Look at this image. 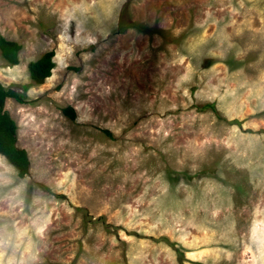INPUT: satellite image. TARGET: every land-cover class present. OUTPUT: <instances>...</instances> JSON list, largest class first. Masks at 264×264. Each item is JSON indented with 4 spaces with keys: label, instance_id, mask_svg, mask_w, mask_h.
<instances>
[{
    "label": "rangeland",
    "instance_id": "374dc122",
    "mask_svg": "<svg viewBox=\"0 0 264 264\" xmlns=\"http://www.w3.org/2000/svg\"><path fill=\"white\" fill-rule=\"evenodd\" d=\"M1 36L0 264H264V0H0Z\"/></svg>",
    "mask_w": 264,
    "mask_h": 264
},
{
    "label": "trees",
    "instance_id": "16d2710c",
    "mask_svg": "<svg viewBox=\"0 0 264 264\" xmlns=\"http://www.w3.org/2000/svg\"><path fill=\"white\" fill-rule=\"evenodd\" d=\"M22 45L16 41H11L5 37H0V52L8 65L15 66L19 64V53ZM55 51H48L39 59L29 63L28 68L33 84L41 85L52 75L55 68ZM27 90V88L25 87ZM8 99H14L18 103L25 104L26 95L12 88L6 87L0 82V155L16 168L19 177L23 178L29 173L30 160L24 149L17 147V124L9 112L5 110V104ZM203 110L211 109L215 111L213 104L203 106ZM63 112L70 118L76 117L72 107L63 109Z\"/></svg>",
    "mask_w": 264,
    "mask_h": 264
}]
</instances>
